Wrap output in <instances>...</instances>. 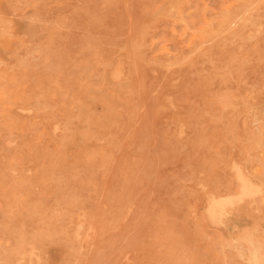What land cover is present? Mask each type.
<instances>
[{
	"label": "rangeland",
	"instance_id": "1",
	"mask_svg": "<svg viewBox=\"0 0 264 264\" xmlns=\"http://www.w3.org/2000/svg\"><path fill=\"white\" fill-rule=\"evenodd\" d=\"M263 86L264 0H0V264H264Z\"/></svg>",
	"mask_w": 264,
	"mask_h": 264
},
{
	"label": "bare ground",
	"instance_id": "2",
	"mask_svg": "<svg viewBox=\"0 0 264 264\" xmlns=\"http://www.w3.org/2000/svg\"><path fill=\"white\" fill-rule=\"evenodd\" d=\"M257 5V4H256ZM225 6V5H223ZM131 10V9H130ZM215 13V12H214ZM200 16V15H199ZM202 18V17H201ZM133 19V18H132ZM48 20V19H47ZM205 20V19H204ZM181 22V21H180ZM132 24V23H131ZM236 25V24H235ZM185 26V25H184ZM131 28H132V25H131ZM259 29V28H258ZM197 33V32H196ZM258 33V31H257ZM252 34V33H251ZM43 38V37H42ZM219 38V37H218ZM188 40V39H187ZM20 41V40H19ZM18 41V42H19ZM38 48V47H37ZM36 48V49H37ZM36 51V50H35ZM163 51V49H162ZM32 53V52H31ZM134 53V52H133ZM129 56V55H128ZM138 58V57H137ZM121 66V65H119ZM118 67V66H117ZM209 68V67H208ZM120 69V68H118ZM153 71V70H152ZM115 72V71H113ZM150 72V71H149ZM155 73V72H154ZM114 74V73H113ZM120 74V73H119ZM120 76V75H118ZM116 76L118 79L119 77ZM153 76V75H152ZM101 77V76H100ZM146 79V78H145ZM116 80V78H115ZM264 87V86H263ZM171 90V89H170ZM158 92V91H157ZM248 93V92H247ZM263 96V95H262ZM168 100V99H167ZM170 100V99H169ZM167 102V101H166ZM171 102V101H170ZM146 103V102H145ZM254 103V102H253ZM171 105V104H170ZM264 106V105H263ZM27 112V111H26ZM184 113V112H183ZM227 113V112H226ZM225 113V114H226ZM205 116V115H204ZM247 118V117H246ZM183 128V127H182ZM181 130V129H180ZM178 136L179 133H178ZM125 139V138H124ZM8 142V141H7ZM233 150V149H232ZM155 152V150H154ZM118 154V153H117ZM133 159V158H132ZM134 160V159H133ZM132 160V161H133ZM134 163V162H133ZM235 165V164H234ZM235 168V166H234ZM248 170V169H247ZM248 172V171H247ZM199 174V173H198ZM252 174V173H251ZM200 175H203V174H200ZM236 175H237V180H238V183H239V187H240V194L237 196V197H232V196H229V197H217V196H212V195H209L211 196V198H209L210 200L209 201V204H208V207H207V211L208 212V215L209 217L213 220V221H216L215 224H220L221 226L223 225V223H225V220H223L225 217H227L228 215L229 216H232L231 213H230V209L236 205H238L239 203H241L243 199H246L247 197H251V196H258V193L261 194L262 192V188L255 184L251 179H249L248 177L245 176V174H243V172L241 171L240 168H237L236 167ZM253 176V175H252ZM257 176V175H256ZM257 178V177H256ZM260 178V177H259ZM263 181V180H262ZM229 183V182H228ZM197 186V185H196ZM199 186V185H198ZM201 187V186H200ZM198 188V187H197ZM232 192V191H231ZM230 192V193H231ZM264 194V193H263ZM207 197V196H206ZM208 198V197H207ZM206 199V198H205ZM261 199V197H260ZM251 200V199H250ZM102 201V200H101ZM100 201V202H101ZM247 201V200H246ZM255 201V200H254ZM263 201V200H262ZM206 202V201H205ZM252 202V201H251ZM256 204V203H254ZM129 205V203H128ZM257 205V204H256ZM259 205V204H258ZM252 207V206H251ZM258 207V206H257ZM247 210V209H246ZM237 211V210H236ZM206 212V213H207ZM262 212V211H261ZM261 212H259L258 214H260ZM261 216H262V213H261ZM208 217V216H207ZM242 217V216H241ZM230 218V217H229ZM238 218V217H236ZM226 219V218H225ZM223 223H219V222H222ZM227 221V220H226ZM237 221V220H236ZM231 222V220H230ZM239 222V221H238ZM78 226V225H77ZM231 226V225H230ZM228 225H225L226 229L228 227H230ZM223 227V226H222ZM1 232V230H0ZM239 233V232H238ZM97 234V233H96ZM96 237V236H94ZM250 243V242H249ZM8 244V243H7ZM93 244V243H92ZM252 245V244H251ZM72 249V248H71ZM32 251V250H31ZM65 254V253H64ZM73 258V257H72ZM127 259V258H126ZM125 259V260H126ZM252 259L254 261L255 264H261L262 262V258L260 257V250L258 247H256L254 244H253V247H252ZM84 264V263H83Z\"/></svg>",
	"mask_w": 264,
	"mask_h": 264
}]
</instances>
